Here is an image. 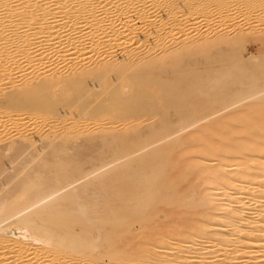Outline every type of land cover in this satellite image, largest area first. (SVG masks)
Returning <instances> with one entry per match:
<instances>
[{"label":"bare ground","instance_id":"obj_1","mask_svg":"<svg viewBox=\"0 0 264 264\" xmlns=\"http://www.w3.org/2000/svg\"><path fill=\"white\" fill-rule=\"evenodd\" d=\"M175 1L0 0V264H264V18L193 37Z\"/></svg>","mask_w":264,"mask_h":264},{"label":"rangeland","instance_id":"obj_2","mask_svg":"<svg viewBox=\"0 0 264 264\" xmlns=\"http://www.w3.org/2000/svg\"><path fill=\"white\" fill-rule=\"evenodd\" d=\"M177 1H178V3H177ZM183 1H184V3H183ZM183 1L180 0V2H179V0H176V1H175V2H176V3H175L176 5H174V7L176 6V8H177V7H179V5H183V6H181V7L183 8V10H182V8L180 7L181 10L183 11V13L181 12L180 8L178 9V10H180V11H178V12H181V13H180L181 15H179V18L182 17V18H181V19H182V22L184 21L186 25H185V27L181 26V28L183 27V29H184L183 31H185V32H188V31L191 32V31H193V32L190 33V36L192 35L193 37H197V36H199V35H198L199 33L204 34L205 31H214L215 29H216V31H221V29H220L221 23L223 22V19H225V18H227V17L229 18V19L227 18V19L229 20V21H227V22H229L228 24H229V25L232 24L231 27L228 26V27L226 28V29H228V30L231 29V31H230V34H231V32H232L231 36L233 35V32H234V31H235V33H236V31H237V30H236V29H237L236 26L239 27V26L243 25V24L245 23L244 21H246V23L244 24V27H245V28H248L247 26H249V27L252 26V25H251L252 21H255V20H258V19H259L258 16H260L261 18H264V15H263L264 12L259 11V9H263V7L260 6V8H258V6L253 7V6H251V5H250V6H251V7H250V6H248L249 4H246V5H245V3H243L242 1L236 3L237 1H236V0H233V1H234V2L232 1L233 5L231 4L230 7L227 8V9H226V7H224V9H221V8H223V7L219 8L220 6H219L218 4H217L218 6L215 4V2H217V0H215V1H214V0H213V1H210V0L208 1V0H206V1L212 3V4L209 3V4H211L212 7L214 6L213 9H212V7L210 6L213 12L210 10V12H212V13H211V14H210V12L208 13V14H209L210 16H212V17H210V16L207 15V14L202 15L203 13H201V12H200V15H199V13H198V12H199V10H198L199 6H197V5H198L197 3L200 4V1H198V0H193V1L190 0L191 2H190L189 0H183ZM186 1H187V2H190V3H187V4H186ZM195 1H196V2H195ZM229 1H230V0H229ZM235 1H236V2H235ZM239 1H240V0H239ZM192 2H193V3H192ZM194 2H195V3H194ZM213 2H214V3H213ZM230 2H231V1H230ZM191 3H192V5H194L193 7H192ZM239 3H241V4H239ZM242 3H243V4H242ZM196 4H197V5H196ZM185 5H186V6H185ZM187 5H188L189 7H187ZM190 5H191V6H190ZM215 5H216L217 7H216ZM243 5H245L246 7L248 6V7H247L248 10H247V9H244L245 6L243 7ZM195 6L198 7V8L196 7V11L198 10L197 12H196V11L194 12V10H193V8H194ZM232 6H234V7L237 6V7L234 8V7H232ZM184 7H185V8H184ZM186 7H187V8H186ZM190 7H191L192 9H191ZM246 7H245V8H246ZM252 7H253V8H252ZM230 8H231V9H230ZM239 8H240V11H241V9H243V10L246 11V12L244 13V11L242 10L243 12H241V14H240V11H237V9L239 10ZM255 8H256V9H255ZM257 8H258V12H257ZM188 9H190L191 11H193V12L191 13L192 15H191V14H189V16L187 15L186 12L188 11ZM219 9L221 10V12H224V13H226V14H224V13H220V10H219ZM228 9L230 10V12H228ZM232 9H233V10H232ZM218 10H219V11H218ZM224 10H225V11H224ZM226 10H227V12H226ZM234 10H235V11H234ZM252 10H254V11H252ZM191 11H188V13H190ZM247 11H248V12H247ZM249 11H250V12H249ZM216 12H217V13H216ZM232 12H233V13H232ZM235 12H236V13H235ZM160 13H161L160 15H161L162 17H163V16H166L165 11H161ZM185 13H186V14H185ZM195 13H196V14H195ZM197 13H198V14H197ZM237 13H238V14H237ZM260 13H261V14H260ZM177 14H179V13H177ZM213 14H214V15H213ZM223 14L225 15L224 17H223ZM229 14H230V15H229ZM236 14H237V15H236ZM245 14H246V15H245ZM130 15H131V14H130ZM132 15H133V14H132ZM183 15H184V16L186 15V16L184 17ZM197 15H198L199 17H197ZM201 15H202V16H201ZM205 15H207V16H205ZM217 15H218V16H217ZM219 15H220V16H219ZM227 15H228V16H227ZM239 15H240V16H239ZM244 15H245V16H244ZM247 15H249V16H247ZM253 15H254V16H253ZM187 16H188V18H187ZM214 16H215V17H214ZM229 16H230V17H229ZM231 16H233V18H232ZM234 16H235V17H234ZM236 16H237V17H236ZM238 16H239V17H238ZM242 16L244 17V19L246 18V20H244V19L242 20V19H241V18H243ZM252 16H253V17H252ZM133 17H134V16H133ZM162 17H161V18H162ZM183 17H184L185 20H183ZM216 17H217V18H216ZM219 17H220V18H219ZM240 17H241V18H240ZM247 17H248V18H247ZM251 17H252V18H251ZM254 17H255V19H253ZM256 17H257V18H256ZM194 18H197V19L194 20ZM202 18H203V19H202ZM218 18H219V19H218ZM239 18H240V19H239ZM249 18H250V19H249ZM118 19H119V18H118ZM204 19H205V20H204ZM207 19H208V20H207ZM212 19H213V20H212ZM214 19H215V20H214ZM230 19H233V20L230 21ZM193 20H194V21H193ZM206 20H207L208 22H207ZM216 20H218V21H216ZM220 20H221V21H220ZM247 20H248V21H247ZM259 20H260V19H259ZM168 21H169V20H168ZM186 21H187V22H186ZM202 21H204V22H202ZM205 21H206L207 23H206ZM235 21H237V22H235ZM261 21L264 23L263 20H261ZM261 21H259V22H258V21H255L254 23L257 22V23H259V24L257 25V23H256L255 28H254V26H253V29H256V28L258 27V28H259V31H257L258 29H257L256 31H257L259 34H261L262 36H264V34H262V33H264V32H261V31H260V28H262V29H261L262 31L264 30V29H263L264 24H263ZM188 22H189V23H188ZM190 22H191V23H190ZM195 22H196V23H195ZM249 22H250V23H249ZM135 23H136V22H135ZM193 23H194V24H193ZM205 23H206V24H205ZM208 23H209V24H208ZM247 23H248V24H247ZM254 23H252V24H254ZM136 24H140L139 21H137ZM170 24H171V23H170ZM170 24H167V25H168L167 27H169L168 29H167L166 25H162V26H163V27H162V28H163L162 30L164 31V30L167 29V30H169V32H170V30H171L170 33H169V32L166 33V31H165V33H164V32L161 30V31H162L164 34H166L167 37H168V42H167V39H166L167 37H166V35H164V34L162 33V34L166 37V38L163 37V39H166V40H165V44H167V45H164L165 48L167 47L166 50L169 49V46L171 47V44L173 45V43H171V44H169V46H168V43L171 42V41H173V40H176V39H177V41H181V43H183L182 40H184V35H185V34H182L180 31H179V33L182 34V35H179L176 26H175V28H174V31H173L172 29H170V28H171ZM183 24H184V23H183ZM195 24H196V25H195ZM214 24H215V25H214ZM218 24H219V27H218ZM233 24H234V25H233ZM249 24H250V25H249ZM260 24H261V25H260ZM187 25H188L189 27H188ZM192 25H193V26H192ZM198 25H199L200 28L198 27ZM200 25H201V26H200ZM212 25H213V26H212ZM245 25H246V26H245ZM186 26H187V27H186ZM195 26H196V27H195ZM203 26H204V28H203ZM209 26H210V27L212 26V27H211L212 29H210ZM234 26H235V27H234ZM164 27H166V28H164ZM190 27H192V28H190ZM201 27H202V28H201ZM206 27H207L208 29H206ZM221 27H223V26H221ZM229 27H230V29H229ZM185 28H187V29H189V30H187V29H185ZM197 28H198V29H197ZM214 28H215V29H214ZM233 28H234V30H232ZM251 28H252V27H251ZM251 28H250V29H251ZM153 29H155V28H153ZM156 29H157V27H156ZM179 29H180V28H179ZM179 29H178V30H179ZM193 29H195V30H193ZM205 29H206V30H205ZM213 29H214V30H213ZM151 30H152V29H151ZM175 30H176V31H175ZM186 30H187V31H186ZM181 31H182V30H181ZM195 31H196L197 33H195ZM173 32H174V33L177 32V33H178V36H175V35H177V34H176V33L173 34ZM260 32H261V33H260ZM183 33H184V32H183ZM188 33H189V32H188ZM136 34L141 36V37L138 36L137 41H135V42L137 43V42L139 41L140 38H141V39L144 38V37H143L144 33H142L141 31H139V32H137ZM171 34H173V36H172ZM194 34H195V35H194ZM151 35H152V34H151ZM151 35H150V37L148 38V39H150V40H148V39H147V40H148L149 43L151 42L150 45L152 44V46H153V45L157 44V42H156V41H157V38L154 37V34H153V37H152ZM169 35H171V36H169ZM135 36H136V35H135ZM135 36H134L133 38H137V36H136V37H135ZM179 36H181V37H179ZM231 36H230V37H231ZM161 37H162V36H161ZM169 37H170V40H169ZM173 37H177V38H173ZM133 38H132V39H133ZM151 38H154V41H152ZM132 39H131V41H130V44H132V43L134 42L133 40H135V39H133V40H132ZM181 39H182V40H181ZM155 40H156V41H155ZM132 41H133V42H132ZM143 41H144L145 44H146V40H143ZM143 41H142V42H143ZM224 41H225V40H224ZM142 42L140 41V42H138V43H139V44H142ZM144 42H143V43H144ZM148 42H147V47H146V45H143V46H145L144 49H143V46H142V45H140V47H138V46H139L138 43H137V44L134 43V44L131 45V46L136 47V45H138L137 47L140 48L139 51H140L141 49H143V50L146 49L147 52L149 53V54L147 53V54H148V55H146L147 57L145 56V53H144V52H142V53L139 52V53H141V54H144V56H145L146 58H151V57H153L152 55L155 56V55H157L158 53H159L158 55H160L161 52H162V53L164 52V49L161 48L162 45L160 46V50H159V52H158V51H156V48L159 47V46H156V45H155L156 48H155V46H154V47H153L154 49H152V46H151V47L148 46V45H149ZM155 42H156V43H155ZM153 43H154V44H153ZM255 45H256V46H255ZM257 45H258V44H256V43H252V42H251V44H250V42H248V43H247L248 51H246V56H248V55H250V54L252 55L253 53L256 54V53H257V48L259 49L260 44H259L258 46H257ZM119 46H120V45L118 44V47H119ZM141 46H142V48H141ZM164 46H162V47H164ZM181 46H182V47H181ZM181 46H180L181 50H183V48H184V50H185L186 48H188L187 45H186V47H185L183 44H182ZM253 46H254V48H253ZM111 47H114V45H112ZM111 47H109V48H108V46H107V47H102V50L104 49L103 51H105V50L108 49L107 51L110 52L109 54H112V55L115 54V56H116V53H118V52L120 51V52L117 54L118 59H120V58H121L120 56L123 55V54H122V53H123V50H121L122 47H121L120 50H119V49H117V46H116L115 49H114V48L112 49L114 52H111L112 50H111V51L109 50ZM77 48H78V46H76V48H72V49L75 51ZM106 48H107V49H106ZM138 48H137V50H138ZM150 48L152 49V50H151L152 53L148 51V50H150ZM252 48H253V49H252ZM72 49H71V51H73ZM251 49H252V50H251ZM143 50H142V51H143ZM157 50H158V49H157ZM161 50H163V51H161ZM154 51H155V52H154ZM46 53H47V52H46ZM150 53H151V56H150ZM153 53H154V54H153ZM155 53H156V54H155ZM162 53H161V54H162ZM30 54H33V53H30ZM53 54H54V53H52V54H51V53H48L47 55L43 56V58L46 57V59L48 58L47 60H49V61L51 60V61L54 63V64H52V62L50 61L51 64H52V67H54V65H55L56 63H58L57 60H56V59H57L56 57H58V55H59L58 53H57V54L55 53V55H53ZM33 55H34V54H33ZM49 55H50V56H49ZM56 55H57V56H56ZM251 55H250V56H251ZM149 56H150V57H149ZM51 57H52V58H51ZM94 57H95V56H94ZM38 58H39V59H38L37 62H36V64H38L37 67H36V64L33 65L35 68L32 66V68H33L35 71H36V69H37V70L39 69V67H40L39 65H40V62H41V60H42V57H38ZM82 58H83V57H82ZM82 58L79 59V62H80V63H81L83 60H86V59H83V60H82ZM36 59H37V57H36ZM39 60H40V61H39ZM80 60H81V61H80ZM38 61H39V62H38ZM54 61H55V62H54ZM84 62H85V61H83L82 63L84 64ZM90 62H92V61L88 59V60H86V62H85L84 65H87V67H89ZM65 63H66V62H64V63L62 64V66H58V65H61V64H57L58 68L62 69V70H61L62 72H60V71H59L60 69H59L57 73H59V74H60V73H61V74L64 73L63 70L65 69V67H67V66H66L67 64H65ZM82 63H81V65H82ZM57 66L55 65V67H57ZM90 66H91V64H90ZM30 67H31V66H30ZM30 67H29V68L27 67L28 70H29V71H30V70H33V69L30 68ZM61 67H62V68H61ZM27 68L24 69L25 72L28 71ZM63 68H64V69H63ZM24 70H22V71L20 70L21 72L18 71V73L16 72L14 78L12 77L14 81H15V79H16V81H15V83H14V84H15L14 86H19V85L21 86V85L24 83V80H25L24 76H25V74H26L25 72H24L25 74L22 73ZM26 70H27V71H26ZM29 71H28L27 73H30V72H31V71H30V72H29ZM64 71H66V70H64ZM40 73H41V72H40ZM22 74H23V75H22ZM38 74H39V73H38ZM48 74H49V73H46V74H44V75H48ZM39 75L43 76L42 73L39 74ZM21 76H22V78H20ZM21 79H22V80H21ZM13 80H12V81H13ZM21 81H23V82H21ZM76 82H82V80H76ZM88 82L91 84V80L88 81ZM21 83H22V84H21ZM62 106H64V104H62ZM61 109H62V108H61ZM61 113H62V112H61ZM48 116H49L48 119H50L51 122H52V120H54L53 116H52V115H49V114H48ZM48 116H47V117H48ZM67 119H68V120L65 121L66 125H68V124L72 121V120L70 121L71 117H70V118H67ZM76 120H77V118H76ZM76 120H75V121H76ZM86 120H88V119H85V121H86ZM90 120H91V119H90ZM90 120H89V122H87V123H90L89 125H91ZM19 121H22V122H23V120H19ZM24 121H25V120H24ZM78 121H80L79 123H81V121H82L81 124L85 123L84 120H82V119H81V120L79 119ZM49 122H50V121H49ZM51 122H50V123H51ZM28 123H30V122H28ZM65 123H64V124H65ZM8 124H9V122H8ZM30 124L32 125V123H30ZM34 124H35V127H34ZM34 124H33V126H31V125H29V124H25L24 127H25V130H27V132H29V134H31L32 136H35V137H36V135H34V134H36L35 131L37 130V127H38L37 125H38V124H37V125H36V123H34ZM10 125H11V124H10ZM26 125H27V126H26ZM7 127H8V126H7ZM43 127H44V126H42L41 128H43ZM10 129H11V130H10ZM10 129H9L8 132L11 133V131H12V134H16V133H17V132L15 133L14 130H12V128H10ZM46 129H47V128H45V130H44V128H43V132L46 131ZM85 129H86V126H85ZM83 130H84V129H83ZM8 132H4V133H2V134H4V135L1 134V138H3V140H5V139L7 140L6 137L8 136ZM34 132H35V133H34ZM10 133H9V134H10ZM22 133H24V132H22ZM33 133H34V134H33ZM58 133H60V132H58ZM5 136H6V137H5ZM254 254H255L254 256H257L258 253H257V254L254 253ZM252 255H253V254H252ZM258 255H260V254H258ZM4 257H5V256H4ZM2 258H3V257L0 256V259H2ZM9 258H10V259H9ZM9 258H8V261H9V260L11 261L12 258H11V257H9ZM6 261H7V260H6ZM5 263H6V262H5Z\"/></svg>","mask_w":264,"mask_h":264}]
</instances>
